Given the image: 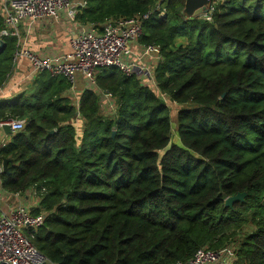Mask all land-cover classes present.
Here are the masks:
<instances>
[{"label":"trees","instance_id":"obj_1","mask_svg":"<svg viewBox=\"0 0 264 264\" xmlns=\"http://www.w3.org/2000/svg\"><path fill=\"white\" fill-rule=\"evenodd\" d=\"M184 3L84 0L76 16L101 25L149 14L138 42L161 50L156 81L180 106L178 143L165 104L115 68L95 74L115 97L111 117L86 89L76 108L66 79L46 73L0 100V120L26 122L0 151L1 187L45 189L32 244L53 264H174L227 245L232 264H264V0H219L211 22L186 18ZM15 48L4 39L0 89Z\"/></svg>","mask_w":264,"mask_h":264},{"label":"built area","instance_id":"obj_2","mask_svg":"<svg viewBox=\"0 0 264 264\" xmlns=\"http://www.w3.org/2000/svg\"><path fill=\"white\" fill-rule=\"evenodd\" d=\"M218 3L219 0H210L208 13L200 19L211 22ZM83 6L84 0H0V18L3 22L0 41L4 42L6 38L16 40L12 65L15 66L20 59H25L34 75L46 73L53 78H65L70 85L67 93L75 95L76 108L81 80V92L86 89L96 94L101 113L105 117L115 114L117 104L111 93L96 85L95 74L102 68H115L126 77H134L142 87L151 90L168 109L171 105L176 106L160 90L156 81V69L163 60L160 48L152 44L143 46L138 42L143 23L149 14L127 19H108L101 25H81L76 21V16ZM156 8L159 9V5ZM43 20L64 21L76 25V32L69 39V51L42 54L23 47L21 28H32ZM25 124V120L21 119L0 120V151L10 142L7 140L8 135L3 132V126H9L12 135H15L24 130ZM2 174L0 161V178ZM44 193L43 188H33L24 194H11L2 189L0 179V201L6 204L9 211L6 214L0 207V264H53L32 244L34 232L43 225L47 215L42 211L33 213V210L40 207ZM25 194L32 199V206L20 202ZM234 257L232 248L217 251L202 248L189 260L174 264H231Z\"/></svg>","mask_w":264,"mask_h":264},{"label":"crops","instance_id":"obj_3","mask_svg":"<svg viewBox=\"0 0 264 264\" xmlns=\"http://www.w3.org/2000/svg\"><path fill=\"white\" fill-rule=\"evenodd\" d=\"M26 27L21 28L23 47L34 53L42 54H56L69 51V39L76 32V25L68 24L64 21L53 22L43 20L36 23L32 28ZM186 44L187 41L183 38H176L174 40L175 46ZM35 76L28 61L20 59L15 66H12V71L1 88V99H11L17 94L29 89ZM81 84L83 85L80 80L79 87H81ZM79 93H81V90ZM10 139L8 135L7 140ZM20 202L29 206L33 204L32 199L26 194L21 198ZM1 204L2 202L0 201V207Z\"/></svg>","mask_w":264,"mask_h":264},{"label":"water","instance_id":"obj_4","mask_svg":"<svg viewBox=\"0 0 264 264\" xmlns=\"http://www.w3.org/2000/svg\"><path fill=\"white\" fill-rule=\"evenodd\" d=\"M210 0H185L182 14L188 19L201 18L208 13ZM4 46V42L0 41V49ZM3 132L6 135H12L9 126H3ZM7 161L2 162L3 173H7ZM246 194H237L233 197H229L224 202V207L231 209L237 203H243Z\"/></svg>","mask_w":264,"mask_h":264},{"label":"rangeland","instance_id":"obj_5","mask_svg":"<svg viewBox=\"0 0 264 264\" xmlns=\"http://www.w3.org/2000/svg\"><path fill=\"white\" fill-rule=\"evenodd\" d=\"M29 84V83H28ZM23 88V87H22ZM78 90L80 91L81 90V87H79L78 85ZM27 92V91H26ZM67 96H70L71 99H72V102H73V105L76 103L75 102V95L71 94V93H67ZM180 106L176 105H171L170 108H169V112H170V117H171V142L172 143H178V138H177V133H176V114L179 110ZM75 127L80 130V127H81V121L80 120H75L74 123ZM12 135H9V137L11 138ZM1 209L6 213V214H9V211H8V208L6 206L5 203H2L1 204ZM248 231V230H247ZM227 248H234L233 245H227L226 247H224L223 249H227ZM234 261V260H233ZM233 261H230V263L232 264Z\"/></svg>","mask_w":264,"mask_h":264}]
</instances>
